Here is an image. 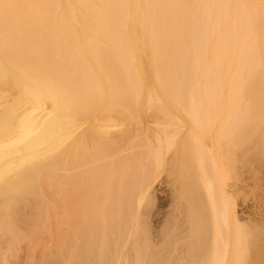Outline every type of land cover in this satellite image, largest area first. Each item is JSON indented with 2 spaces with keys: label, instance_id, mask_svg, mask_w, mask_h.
I'll use <instances>...</instances> for the list:
<instances>
[{
  "label": "bare ground",
  "instance_id": "1",
  "mask_svg": "<svg viewBox=\"0 0 264 264\" xmlns=\"http://www.w3.org/2000/svg\"><path fill=\"white\" fill-rule=\"evenodd\" d=\"M262 175L264 0H0V264H264Z\"/></svg>",
  "mask_w": 264,
  "mask_h": 264
},
{
  "label": "rangeland",
  "instance_id": "2",
  "mask_svg": "<svg viewBox=\"0 0 264 264\" xmlns=\"http://www.w3.org/2000/svg\"><path fill=\"white\" fill-rule=\"evenodd\" d=\"M246 173L247 172H245V174ZM263 176L264 175H262V177ZM165 178L167 180V177H164V180H165ZM254 179L255 178L249 179V180L247 179L242 184L243 191H242L241 196H243V197L245 196V198L247 199V201H246L245 204H241V203H240L241 205L239 204L240 205L238 207L239 214H242V215L247 214L245 216H248L251 213V211H252V210L250 211L248 208L251 207V209H252L254 207L252 205H254L255 199L260 196V193H261V195H263V193H264V191H263L264 190V184H262L264 182V180L261 181V179H260L259 181H261V184L259 185L256 182H254ZM156 184H154V186H156V187H153L154 190L157 188V190H155V193H153V194H155V196H154V207H153V211H152V215H151L152 217L149 218L150 219V222L148 224V227H149V229H150L151 232H154L157 229H159L160 227H162L163 225H165L163 223L167 222V219L170 218L171 214H170V211L169 210H170V208L172 209V207H170L167 204V201H166L167 200V197L166 196L169 197L170 196V193L172 192L171 191V189L173 188L172 185L171 184L169 185L167 183V181L165 183H161V184L158 183L159 185L158 184L156 185ZM171 203L169 202V204H171ZM248 210L250 212H248ZM162 211H167L170 215L168 213L162 212ZM157 216H159V217H157ZM159 221H161V222H159ZM44 236H47L48 237L49 234H45ZM27 252H29L27 250V246H26L25 243H23L22 244V247H21V250L18 253V257L16 256V257H13L12 259H10V264H16L18 261H19L18 262L19 264H47V263L49 264V262L52 261V260L50 261V259H52L50 257H49V259H47L48 256L46 258H44L45 252L40 247H37L36 250H35V252H34V254L32 255V262H30V259H29V256H28V253ZM253 252L254 251H252L251 254H253ZM16 259H17V262H15Z\"/></svg>",
  "mask_w": 264,
  "mask_h": 264
}]
</instances>
